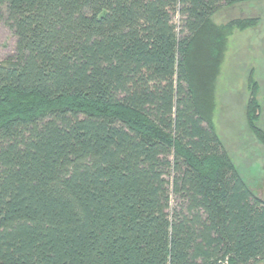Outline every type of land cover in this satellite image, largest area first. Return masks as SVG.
Wrapping results in <instances>:
<instances>
[{
  "label": "trees",
  "instance_id": "obj_1",
  "mask_svg": "<svg viewBox=\"0 0 264 264\" xmlns=\"http://www.w3.org/2000/svg\"><path fill=\"white\" fill-rule=\"evenodd\" d=\"M254 1L0 0V264L264 260V202L211 119L227 35L256 24L212 17Z\"/></svg>",
  "mask_w": 264,
  "mask_h": 264
},
{
  "label": "rangeland",
  "instance_id": "obj_2",
  "mask_svg": "<svg viewBox=\"0 0 264 264\" xmlns=\"http://www.w3.org/2000/svg\"><path fill=\"white\" fill-rule=\"evenodd\" d=\"M256 19L253 28L233 29L214 82L212 123L227 153L245 185L253 195L264 200L256 182L254 166L264 165L260 145L247 132L244 111L249 97V74L257 85L258 116L264 121V0L226 7L212 17L216 26L225 27L232 21ZM177 21V17L174 19ZM15 37L0 23V62L14 53ZM261 197H260V196ZM264 264V260L257 263Z\"/></svg>",
  "mask_w": 264,
  "mask_h": 264
},
{
  "label": "flooded vegetation",
  "instance_id": "obj_3",
  "mask_svg": "<svg viewBox=\"0 0 264 264\" xmlns=\"http://www.w3.org/2000/svg\"><path fill=\"white\" fill-rule=\"evenodd\" d=\"M249 76H251L249 74ZM260 118H258V122H257V126H258V129H260V131L262 132V134L264 135V121L261 122V126L259 125L260 122H259ZM247 130V128H246ZM247 132L249 133V131L247 130ZM250 134V133H249ZM250 136L252 137V139L257 142V144L260 145V149H262V152L264 153V145L263 144H260L255 137H253L251 134ZM254 166V170H255V176H256V182L260 185V193L263 195L262 197H264V165H258L257 163ZM250 190V189H249ZM251 192V191H250ZM252 193V192H251ZM255 196V195H254ZM260 196V195H259ZM256 197V196H255ZM261 197V196H260ZM258 198V197H256ZM259 200H261L262 202H264V200L258 198Z\"/></svg>",
  "mask_w": 264,
  "mask_h": 264
}]
</instances>
